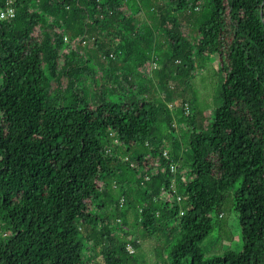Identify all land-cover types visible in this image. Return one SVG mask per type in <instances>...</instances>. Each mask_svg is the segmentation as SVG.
<instances>
[{"label":"trees","instance_id":"1","mask_svg":"<svg viewBox=\"0 0 264 264\" xmlns=\"http://www.w3.org/2000/svg\"><path fill=\"white\" fill-rule=\"evenodd\" d=\"M131 2L14 0L15 16L0 19V264H97L99 255L102 264H145L135 258L136 228L159 244L168 241L171 264H264V0H211L194 41L177 18L162 13L172 49L169 61L156 55V71L121 28L136 18ZM170 3L195 10L202 0ZM5 5L0 0V9ZM103 29L127 42L103 46L97 35ZM90 40L109 64L100 77L89 67L98 54L77 57ZM215 52L224 74L222 104L204 124L183 98L192 154L187 163L181 159L174 139L167 158L157 128L163 114L176 131L170 102L131 95L134 73L156 75L167 98L178 97L194 75V60ZM105 133L132 158L108 148ZM171 158L186 205L164 193L173 179ZM237 182L242 247L206 258L201 242Z\"/></svg>","mask_w":264,"mask_h":264},{"label":"rangeland","instance_id":"2","mask_svg":"<svg viewBox=\"0 0 264 264\" xmlns=\"http://www.w3.org/2000/svg\"><path fill=\"white\" fill-rule=\"evenodd\" d=\"M132 7L128 10L133 12L135 17L134 23L131 27L121 24V28L127 36L128 40L135 45L139 53L149 54L150 58L158 54L162 61H169L170 53L172 49V43L168 39L167 35L161 26V14L169 13L170 16L178 19L179 23L185 27L188 37L191 41H194L196 36V29L201 22L202 17L210 14L212 10L211 0H202L200 8L195 10L177 11L174 9V5L170 3V0H159L155 5H152L151 0H131ZM154 6V7H153ZM136 11H138L136 13ZM119 25L120 23L117 22ZM118 28V26H117ZM134 31L136 33L134 34ZM102 45L114 50L118 45L127 42L125 36L115 33V31L103 29L97 32ZM67 41V40H66ZM129 44V43H125ZM81 52L77 55L78 58H85V50L94 54L90 56L89 67L95 70L100 77L102 73L108 70V61L103 60L102 54L97 52L93 48V42L88 41L83 46H79ZM81 53V56H80ZM161 59H156L157 63L161 62ZM185 63H188L184 57ZM184 63V64H185ZM157 69L155 68V71ZM132 74V73H130ZM134 80L136 88L131 92L140 96H154L155 98L169 101L171 111L174 116V125L176 131H172L171 127L167 124L163 114H160L158 121L157 133L163 136L165 144L162 148L169 151L173 150L174 139L179 141L177 153L179 157L187 163L192 151L190 148V137L188 132L187 119L182 115L181 101L183 98L190 101L191 111L197 116L199 120H203L204 124L210 123L214 116L215 109L222 104V84L224 80V74L220 70V57L218 53H212L208 58L199 57L194 60V75L181 86V93L178 97L167 98L165 92L160 85L159 78L156 75L150 74L145 77H141L137 73H134ZM152 78V80H151ZM87 89L91 91L92 100L94 103H98L99 99L94 91V81L87 77L85 78ZM126 83V81H125ZM175 81H171V85H175ZM116 96V95H115ZM103 142L108 148L115 151L122 158H132V153L127 151V147L121 145L119 141L105 133L102 138ZM110 140V143H107ZM130 174V173H129ZM239 182L234 187L226 192V198L222 206V215L216 219L215 227L211 233L201 242V246L204 250L205 257H211L216 254H221L227 248L240 249L243 241L241 239V230L239 225V215L234 208V192ZM187 200L184 197L183 205H186ZM135 228V227H134ZM139 233L141 245L136 250L135 258L145 264H171L170 253L168 248V241L162 238L159 244L156 238L150 237L142 233L143 230L136 228ZM103 257L99 255L97 264H102Z\"/></svg>","mask_w":264,"mask_h":264},{"label":"built area","instance_id":"3","mask_svg":"<svg viewBox=\"0 0 264 264\" xmlns=\"http://www.w3.org/2000/svg\"><path fill=\"white\" fill-rule=\"evenodd\" d=\"M0 14H3V17H4L3 19L13 18L16 14V6L14 3V0H6V5H5V7L0 9ZM65 38L67 39V36ZM110 57L114 58L115 54L110 53ZM156 59H157V57L154 56V58L152 60V68H157L158 63H157ZM189 112H190L189 105H188V103H185V113H189ZM163 154L165 157L170 158L169 150L164 149ZM170 169H171V172L173 173V179L168 186H164V188H163L164 193H166L167 195H170L171 201H173L175 203H181L182 200L184 199V196L178 192L177 185H176V175H177V171H178V162L172 158L170 161ZM150 177H151L150 175H147L146 180L150 179ZM114 185L117 186V184H114ZM120 204L121 205L125 204V197L124 196L121 197ZM180 213L181 214L184 213L183 208H181ZM119 220H121V219H119ZM129 251L134 252L135 247L133 245H130Z\"/></svg>","mask_w":264,"mask_h":264},{"label":"clouds","instance_id":"4","mask_svg":"<svg viewBox=\"0 0 264 264\" xmlns=\"http://www.w3.org/2000/svg\"><path fill=\"white\" fill-rule=\"evenodd\" d=\"M4 17H3V14H0V19H3Z\"/></svg>","mask_w":264,"mask_h":264}]
</instances>
